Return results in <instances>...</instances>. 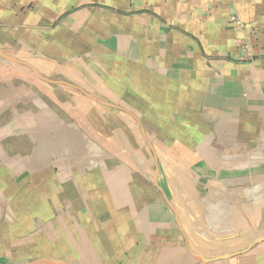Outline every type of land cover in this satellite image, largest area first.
<instances>
[{"label":"crops","instance_id":"obj_1","mask_svg":"<svg viewBox=\"0 0 264 264\" xmlns=\"http://www.w3.org/2000/svg\"><path fill=\"white\" fill-rule=\"evenodd\" d=\"M0 51V264H264V0H0Z\"/></svg>","mask_w":264,"mask_h":264},{"label":"water","instance_id":"obj_2","mask_svg":"<svg viewBox=\"0 0 264 264\" xmlns=\"http://www.w3.org/2000/svg\"><path fill=\"white\" fill-rule=\"evenodd\" d=\"M0 55H3L5 57H7L8 59H11V60H14V61H18L20 62L19 60L17 59H14L12 57H9L7 56L6 54H4L3 52L0 51ZM35 73L41 78V79H44L45 81H48L50 83H61V84H66V85H70V86H74V85H71L65 81H57V80H52V79H49L47 77H44L42 75H40L38 73V71L33 68ZM75 87V86H74ZM86 95L90 96L88 93H85ZM264 238H260V239H257L256 242H259L261 240H263ZM230 255H224L223 257H229ZM25 264H78V263H74V262H70V261H66V260H62V259H38V260H34V261H31V262H28V263H25Z\"/></svg>","mask_w":264,"mask_h":264},{"label":"rangeland","instance_id":"obj_3","mask_svg":"<svg viewBox=\"0 0 264 264\" xmlns=\"http://www.w3.org/2000/svg\"><path fill=\"white\" fill-rule=\"evenodd\" d=\"M64 88H65L66 91H69L70 95H77V96L80 95V97H81L82 99L88 100L87 97H85V94H84V93H82V92H80V91H78V90H74V89H72V88H70V87H67V86H65ZM30 260H31V261H34V260H37V258H35V259L32 258V259H30ZM31 261H30V262H31Z\"/></svg>","mask_w":264,"mask_h":264}]
</instances>
